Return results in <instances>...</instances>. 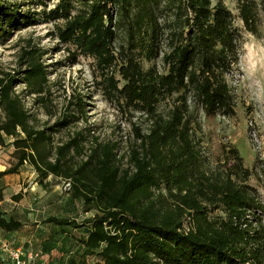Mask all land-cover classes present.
Wrapping results in <instances>:
<instances>
[{"label":"trees","instance_id":"trees-1","mask_svg":"<svg viewBox=\"0 0 264 264\" xmlns=\"http://www.w3.org/2000/svg\"><path fill=\"white\" fill-rule=\"evenodd\" d=\"M235 1L245 30L260 35L264 0ZM43 18L64 21L60 42L93 58L104 94L150 123L147 132L136 129L127 168L117 143L103 144L85 130L55 145V135L84 119L82 97L55 114L47 52L31 39L21 48L16 70L0 72V145L12 147L17 160L0 179L30 167L43 187L50 177L68 181L72 201L97 211L83 224L44 221L85 230L81 259L69 264H264V204L248 184L254 172L237 148L226 150L232 166L207 172L196 138L200 112L211 118L235 115L228 77L239 63L241 34L225 2L58 0ZM35 23L29 13L19 14L18 5L0 0V38ZM121 30L128 45L117 49ZM137 51L148 61L162 56L166 71L146 70ZM118 63L120 80L112 72ZM21 85L47 117H55L53 125L37 126L17 93ZM163 103H169L167 112ZM6 215L0 210L1 232L23 230L22 222Z\"/></svg>","mask_w":264,"mask_h":264},{"label":"rangeland","instance_id":"rangeland-1","mask_svg":"<svg viewBox=\"0 0 264 264\" xmlns=\"http://www.w3.org/2000/svg\"><path fill=\"white\" fill-rule=\"evenodd\" d=\"M5 1L18 5L19 14L29 13L36 17L37 23L21 31L14 30L4 39L0 38V72L16 70L21 48L31 39L34 45L47 52L44 63L48 66L50 79L54 83L52 99L55 114L59 116L66 109L69 101L74 100L75 97L81 96L86 103L84 119L70 129L55 135L54 144L64 142L70 133L85 130L91 138H98L103 144L117 143L118 157L126 156L122 166L127 168L129 153L135 145L136 129L147 132L150 123L143 115L129 111L116 98H110L104 94V82L93 58L81 55L73 45L60 42L57 33L59 28L65 26L64 21L49 23L44 21V11L49 12L54 9L58 0ZM223 1L233 13L235 26L241 34L239 63L228 77L235 102V115L211 118L200 112L201 129L197 125L196 138L202 151L204 169L207 172L223 171L232 166L234 163L232 161L228 163L226 150L237 148L241 157L244 158L245 167L254 172L248 184L264 204V23L261 24L260 35L254 36L248 33L239 18L237 2ZM117 36L115 43L117 49L126 47L128 45L126 31L121 30ZM136 54L146 70L154 68L160 72L166 71L162 56L148 61L138 51ZM119 64L112 69V72H115L120 80L121 77L117 73ZM121 84L123 85V82ZM16 90L25 99L27 108L37 118L38 127L54 124L55 117H47L44 111L35 105L34 98L23 94V85ZM168 105L169 103H163L161 110L167 112ZM8 147V145L3 146L6 149ZM9 149H4L0 157V163L5 168L17 163L13 155L14 149L12 147ZM27 171L25 176L14 177L9 181L10 186L5 195L8 200L6 203L8 210L18 208V211L22 213L34 210V213L39 212L38 214H44L45 217L76 220L78 224H83L86 219L97 213L93 209L86 212L82 203L73 202L71 191L65 190L63 180L50 177L43 187L37 182V175H32L29 168ZM18 194H22V198L15 201L13 197ZM35 199L39 200V203L44 200L45 205L36 206L35 203L38 201ZM13 212L17 210L14 209ZM218 214L221 213L218 212ZM44 225H46L45 228L36 238L38 242L30 247L29 251L38 255L35 264H69L72 258L81 259L84 250L79 245V240L85 237L84 229L76 230L71 227L60 229L53 225ZM3 241L0 237V242ZM11 248L19 249L13 246ZM19 250L25 254V257L26 252L23 249ZM1 255L9 256L5 251ZM89 261L94 262L96 258L90 257Z\"/></svg>","mask_w":264,"mask_h":264},{"label":"crops","instance_id":"crops-1","mask_svg":"<svg viewBox=\"0 0 264 264\" xmlns=\"http://www.w3.org/2000/svg\"><path fill=\"white\" fill-rule=\"evenodd\" d=\"M10 147H8L7 149H9ZM4 149L7 150L6 148H3V146L0 145V157L4 152ZM10 150V149H9ZM14 151V150H13ZM0 162H1V158H0ZM10 168V167H9ZM9 168H5L1 163H0V172H4ZM27 168H29L32 173V175H36V173L30 168V167H24L19 174L16 175H8L3 177L2 179H0V190L3 192L4 195V199L3 201L0 202V210L7 214L6 216L8 218H13L17 221H20L24 224V228L22 231L20 232H15V233H10V234H6L0 231V237L4 240L2 243L0 242V262L1 264H14V262L11 260L10 255L9 256H2V252L4 253L5 250V246H13L19 249H23L26 252V259L29 256L30 251V247H33V245L38 242V239H36L38 237V234L40 231H42L46 225H44V221L47 220L50 217H45L44 214H38V213H34V210H30L27 211L26 213H22L18 211V208H14L17 210V212H13L14 209L11 208L10 210H8V208H6V203L8 202V200L6 199V192L7 189H9V184H10V180L13 179L14 177H23L26 175V171ZM28 172V171H27ZM28 175V174H27ZM36 200V199H35ZM38 201V202H36ZM34 202L36 206L42 205L44 206V200L42 203H39V200H36ZM2 244V245H1ZM11 246H10V245ZM3 249V250H2ZM24 252V253H25ZM25 255V254H24ZM28 255V256H27ZM34 255V254H32ZM36 256V261L37 262V257ZM10 258V259H9ZM12 261V262H11Z\"/></svg>","mask_w":264,"mask_h":264},{"label":"built area","instance_id":"built-area-1","mask_svg":"<svg viewBox=\"0 0 264 264\" xmlns=\"http://www.w3.org/2000/svg\"><path fill=\"white\" fill-rule=\"evenodd\" d=\"M71 189V183L66 182L65 183V190L69 191ZM6 252L10 255L11 260L14 262V264H35V255H30L27 257V259L24 257V254L19 249H12L9 246H5Z\"/></svg>","mask_w":264,"mask_h":264}]
</instances>
